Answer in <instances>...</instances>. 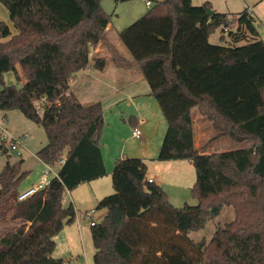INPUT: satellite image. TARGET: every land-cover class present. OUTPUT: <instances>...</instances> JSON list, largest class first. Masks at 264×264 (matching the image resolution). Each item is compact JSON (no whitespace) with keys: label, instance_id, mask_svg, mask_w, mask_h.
<instances>
[{"label":"trees","instance_id":"16d2710c","mask_svg":"<svg viewBox=\"0 0 264 264\" xmlns=\"http://www.w3.org/2000/svg\"><path fill=\"white\" fill-rule=\"evenodd\" d=\"M154 1L118 37L166 120L157 158L192 162L195 203L173 205L161 185L148 181L141 158H116L114 192L98 200L96 208L103 212L90 225L94 264H264V40L255 15L246 8L227 15L209 1ZM100 2L0 0L16 28L12 34L0 20V110L16 109L41 125L46 142L36 156L58 165V178L22 200L17 196L27 175L23 160L3 165L0 227L15 225L0 231V264H62L52 256L54 237L76 214L72 204L63 205V196L106 174L101 103H82L69 89L110 21ZM217 28L224 43L209 42ZM246 35L251 39L236 43ZM104 64L103 57H95L92 66ZM10 70L24 80L20 87L4 83ZM195 106L220 135L251 145L200 153L193 145ZM0 150L9 156L3 142ZM226 206L233 209L232 220L209 238L188 236Z\"/></svg>","mask_w":264,"mask_h":264},{"label":"rangeland","instance_id":"374dc122","mask_svg":"<svg viewBox=\"0 0 264 264\" xmlns=\"http://www.w3.org/2000/svg\"><path fill=\"white\" fill-rule=\"evenodd\" d=\"M204 1H209L213 10L231 16L238 15L245 8H251L256 19L255 22L258 30V37L264 40V0H192V4L199 5ZM100 3L102 9L109 15L110 20L113 19L115 21H122L123 19H127L129 16L135 15L134 18H131V20L124 26H121V29L132 23L138 17L142 16L150 8L145 5L144 0H101ZM0 20L5 21L11 29L15 28L13 23L10 21L7 9L3 4H0ZM219 34L220 28H217L214 33L210 34L211 39H209V42L224 43V41H220ZM246 37L247 38H242L236 43H244L251 39L249 35H246ZM3 81L5 84H14L16 87H20L24 82L22 78H17V75L12 70L3 74ZM144 82L147 84L146 81ZM120 96L121 95L116 97V99L119 100H116L115 102H112L113 97L110 99L105 98L103 103L100 102L103 111V126L99 134V144L103 158L105 161L112 162V166L115 159L120 157L122 153H127L129 155L127 157L140 158V155H146L147 157L156 156L157 158L160 144L166 132V120L156 99L152 95L149 97L150 99L141 97L142 99H140V103L138 105L139 107L144 108L148 114L150 113L147 117L149 120L147 123L139 125L142 132L140 137H133L130 135L131 125H133L132 123L134 122L132 116L134 117V115H137L135 114L137 105L133 99L130 100L129 98L123 97L118 98ZM148 100H150V104L148 103ZM0 114H5L6 116V118L2 120V116L0 115V125L6 128L11 135L19 136L20 134H24L26 136V139L22 141L24 149L19 146L15 153H9V158L13 162L20 158V155L25 159L22 169L27 170V175L21 181V186L27 185V183L29 184L36 179L39 180L44 169V165H41L38 161L36 151L46 142V134L43 127L32 123L16 109L6 110V112L2 110L0 111ZM209 130L206 129L205 132H209ZM241 143L245 144L234 146L236 143L233 140L229 137H223L218 141L212 142L208 147L214 148L215 146H219V148L224 150L228 149V147L236 149L246 146V144L249 145L251 141H243ZM7 155V153H3L0 150V163L3 161L2 158L6 160ZM142 160L145 164L150 161L149 159ZM171 160H178L176 162L182 163L183 166H175L169 169L167 168V170L162 169L156 174L152 171L148 175L153 177L156 183H164L167 189H175V192L177 193L176 197L171 196L169 198L168 196L169 201L173 205L180 206L185 202L194 204L195 199L190 195V187L196 180L197 173L192 162L186 159ZM161 161L163 160H159L157 158L154 162ZM3 164H0V171ZM54 168L57 169L58 165L54 164ZM174 175L175 177H169ZM48 177L52 178V174L50 173ZM161 179L164 182H162ZM97 182L102 183L99 188L97 187ZM103 182H106V185L103 184ZM82 191L88 194V196L94 195L97 191H102L100 193H104L102 194L103 196L113 193L114 188L111 174L108 175V173H106L103 176L80 182L71 189L67 190L63 196V205L67 206L71 204V196L74 199L76 195L77 197H81ZM78 199L79 198H76L74 200L77 204L76 208H74L77 217L73 222L77 226L78 219V222L81 223V225H85L84 233L82 232L80 236V233H78V230L76 229L73 231L74 233H72L73 236L67 237L65 236V229L62 228L54 237L56 245L52 252V256L57 259L65 260L67 264H94L95 248L91 237L90 220L99 221L102 211L101 209L96 208V204L99 199L95 204L93 202V204H88L86 199L81 201ZM86 208L94 210L91 218L83 216V212ZM232 218L233 209L230 206H226L217 215L209 219L202 228L190 232L188 236L193 240L209 238L217 228L222 227L225 223L232 220ZM14 225V223H8L7 225L1 226L0 231H4ZM166 236L168 235L166 234ZM176 242L184 244V242L179 239H176ZM186 247L188 248L189 246ZM157 254L160 255L161 252H158Z\"/></svg>","mask_w":264,"mask_h":264},{"label":"crops","instance_id":"0c3cea01","mask_svg":"<svg viewBox=\"0 0 264 264\" xmlns=\"http://www.w3.org/2000/svg\"><path fill=\"white\" fill-rule=\"evenodd\" d=\"M134 16L135 15L129 16L127 17V19H123L122 21H115L113 19L109 21V23L105 27L104 35L102 39L99 40L96 45L92 46L89 51V64L85 68L74 73V75L72 76L69 82V89L75 94L77 99L82 103H88V102H93V101H100L101 103H103L105 98L110 99L111 97H113L112 102H115L116 100H119V99H116V97L119 95L121 96L118 98L123 97V98H129L130 100L133 99L137 105V108L135 111V114L137 115H134V117L132 116V119L134 122L132 123L133 125L131 126L139 127V125L147 123L149 120L147 117L150 113L148 114V112L144 108L139 107L138 104L140 103V99H142L141 97H146L145 99H150L149 98L151 96L150 89H149V86L145 84L144 82L145 79L143 78L140 72V69L138 68L137 63L133 60L131 54L129 53V51L126 49V47L123 45V43L118 37V31L121 30V26H124L127 22L131 20V18H134ZM10 30L12 34L16 33L15 28L14 29L10 28ZM210 36L211 35H209V39H211ZM212 42H215V41H212ZM95 57L104 58L105 64L102 69H96L92 66L93 59ZM17 69L19 70V68ZM148 103L150 104V100H148ZM0 115L6 118L5 114H0ZM191 118H192L193 127H194L193 145L200 153H211V152L224 150V149L219 148V146H215L214 148L208 147L209 144H211L212 142L218 141L222 139L223 137H227V136L220 135V133L213 128L211 121L207 119L206 117L199 114L196 106L191 109ZM34 124L39 125L37 123H34ZM132 127H131V130H132ZM206 129L209 130V132H205ZM235 143L236 144L234 146H238L239 144H245L241 142H235ZM250 145L251 143L249 145L246 144V146H242V147H249ZM231 148L228 147V149H231ZM228 149H225V150H228ZM127 156H129L127 153H122L120 155V157H127ZM20 158L23 160L22 161V167H23L25 163V159L21 155H20ZM140 158L150 160L146 164L145 176L147 179H151L154 182H155V179L151 177L150 175H148L152 171L156 174L158 173L159 170H162V169L167 170V168L169 169L171 167L180 166V165L183 166L182 163L176 162L178 160L170 159V160H163L161 162H154L157 159L156 156L147 157L146 155H140ZM37 159L42 165L43 162L39 158ZM2 160L4 162L1 161L0 164H3V163L5 164L6 161L13 162L12 160H10L8 155L6 157V160H4L3 158ZM103 160H104L106 173H108L109 175L111 174L112 167H113L112 162L105 161L104 158ZM169 177H175V175L169 176ZM38 181L39 180L36 179L35 181H32L29 184L27 183V185L20 186V190H24L36 184ZM161 181L164 182L162 179ZM103 184L106 185V182L105 183L103 182ZM101 185L102 183L97 182L98 188ZM159 185H161L162 188L166 191L169 198L171 196L176 197L177 193L175 192V189H169V188L167 189L164 183L163 184L161 183ZM180 186H176V187H180ZM100 192L97 191L96 193H94V195L88 196V194L82 191L81 197H77L76 195L75 199L79 198L78 199L79 201L86 199L88 204L89 203L95 204L97 200L103 196L102 194H104ZM71 199H72L71 204L72 205L74 204L73 207L76 208L77 204H76V201H74L75 199L72 198V196H71ZM63 200H64V197H63ZM86 210H89V209L86 208L85 211ZM101 211L103 212V210ZM76 217L77 215L75 214V218ZM73 221L65 223L63 226V228L65 229L64 230L65 236L67 237L73 236L72 233H74L73 231L76 229L78 230V233H80V236L82 232L84 233L85 225H81V223L79 224L77 223V226H76ZM55 245H56V242H55Z\"/></svg>","mask_w":264,"mask_h":264},{"label":"built area","instance_id":"2783aa9c","mask_svg":"<svg viewBox=\"0 0 264 264\" xmlns=\"http://www.w3.org/2000/svg\"><path fill=\"white\" fill-rule=\"evenodd\" d=\"M144 1H145V5L147 7H151L155 3L154 0H144ZM246 9H247L248 13H252L251 8L248 7ZM42 101H43V99L41 100V102ZM36 110L39 114L41 113L40 105L36 106ZM1 119L4 120V117H1ZM140 134H141L140 128L138 126H133L132 130H131V135L133 137H139ZM25 139H26V136L24 134H20L19 136H13L7 131L6 128H4L0 125V142H3L4 144H6L5 146L7 147V150L9 152L15 153V151L17 150V148L19 146L23 147V149H24V145L22 144L23 143L22 141ZM62 162H63V158H60L58 163L60 164ZM43 165H44V169L42 171V174L40 175L39 181L36 184H34V185L24 189V190H21L17 196L18 200L25 199L26 197L30 196L31 194H33L37 190L47 186L48 184H50V181L53 177L58 178L57 170L54 168V166H52L51 164H48V163H44V162H43ZM50 173L52 174V178L48 177V175ZM148 181H151V179H148ZM93 212H94L93 209L86 210L83 212V216H85L87 218H91V215ZM94 222H95L94 220H90V225L94 224ZM77 223L79 224L78 219H77ZM62 264H67V262L63 261Z\"/></svg>","mask_w":264,"mask_h":264},{"label":"water","instance_id":"95a60500","mask_svg":"<svg viewBox=\"0 0 264 264\" xmlns=\"http://www.w3.org/2000/svg\"><path fill=\"white\" fill-rule=\"evenodd\" d=\"M207 11L208 12H212L213 10L211 8H207Z\"/></svg>","mask_w":264,"mask_h":264}]
</instances>
